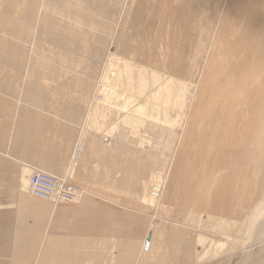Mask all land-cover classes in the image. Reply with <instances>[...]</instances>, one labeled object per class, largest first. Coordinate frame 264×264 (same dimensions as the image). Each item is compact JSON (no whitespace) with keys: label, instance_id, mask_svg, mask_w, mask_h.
Segmentation results:
<instances>
[{"label":"bare ground","instance_id":"6f19581e","mask_svg":"<svg viewBox=\"0 0 264 264\" xmlns=\"http://www.w3.org/2000/svg\"><path fill=\"white\" fill-rule=\"evenodd\" d=\"M8 1L12 2L0 1L4 9ZM53 2L59 9L52 16L58 21L65 20L67 7H60L59 0ZM10 5L9 10L0 11L1 23L5 12L9 11V21H6L10 24L6 41L9 61L6 60L10 66L13 65L19 50L26 56L19 70L20 73L24 71V75L20 76L21 83L17 88L12 90L10 81L5 91L6 85L0 84V117L3 118L0 124V144L10 141L9 137L16 127L15 115L20 117V122L23 117L27 124L31 119L33 121L31 128L25 129L23 126L26 132L24 129L20 132V139L15 138L9 146L4 145L5 150L0 153L9 157L11 145L14 149L19 146L22 153L30 138L31 143L28 144L37 145L36 137L39 134L30 136L32 132L40 130L38 123L43 115L36 112V107H40L39 103L43 104L44 97L41 95L45 90L42 78L40 86L39 82L31 84L29 69L34 59L40 67L43 66L39 54L42 50L38 46L39 38L34 35L25 37V40L17 37L22 28L21 22L13 19L12 6L15 3ZM50 5L48 0H34L32 7L36 9V24L44 23ZM72 12L73 18L69 19L72 38L67 43L73 49L81 44L79 31L85 19L89 17L99 29L97 38L100 39L95 47L97 59L92 61L90 58L92 62H87L91 66L93 80H87L89 84L86 87L85 83L83 94L79 91V97L83 95L86 112L78 127L75 126L78 122L57 123L60 124L61 134L78 128L79 135L73 147V156L69 157L64 171L59 172L62 175L56 173V167L32 166L23 157L11 156L18 162L19 171L14 170L16 177L10 183L13 187L17 185L20 199L16 201L18 208L14 211L15 229L10 232L14 231L10 264H92V256L100 255L101 248L109 259L105 264L212 263L225 255L231 257L230 251L238 248L242 252L238 264H264V108L261 102L264 99V0H87L85 6L74 5ZM63 44L66 45V40H63ZM218 46L221 49L218 50ZM209 56L211 60H208ZM79 58L73 62L68 61L65 53L59 56V76L68 72L76 85L77 80L82 79L81 73L84 74L79 70ZM222 60L228 65L218 68V72L213 67L215 79L210 87L205 84V96L199 103L190 104L192 93L197 92L198 84L203 80L207 62H213L215 67H219ZM44 68L40 71L43 72ZM88 75L83 76L86 78ZM77 86L74 85V95L69 92L72 95H67L68 99L77 94ZM31 89L34 94H30ZM230 97L234 98L233 109L229 106ZM28 100H31L30 103ZM11 101L14 102L13 106ZM245 103L248 108L244 107ZM225 106L232 109V128L230 137L224 138L221 146L213 145L214 139H208L205 143L204 137L208 135V130L196 124L182 135L184 144L179 150L176 148L178 153L176 150L167 172L165 168L170 160L163 156L164 152H154L156 145L148 142L152 147L143 150L142 144L147 140L141 132L149 133L156 129L159 133L157 138L158 135L166 136L164 147L170 149L172 137L175 138L174 127L180 122L181 116L187 114L189 107V115L206 117L208 111L209 115H219L221 107ZM245 110L249 112V120ZM111 113L120 116L117 119L121 129L117 128L120 132L115 138L102 126L106 115ZM9 115L13 116L12 119L5 122ZM50 124L46 129L54 130L57 127L54 119ZM249 125L254 129L250 141L246 136H240ZM102 130L103 137L97 132ZM231 142L235 144L234 151L231 161L227 162L230 158L228 144ZM82 150L85 151L84 156ZM96 152L103 163L102 171L84 170L89 165L84 164ZM137 153L138 156L135 155ZM0 168L9 171L14 168V164L3 163ZM119 170L122 172L120 180H102L109 178V175L115 177ZM37 174H47L55 182H70L75 188L72 198L59 201L46 199L51 188L42 185L43 190L37 189L32 182L33 176ZM69 176L85 183L86 187L94 184L97 188L88 192L84 185L72 181ZM190 177L193 189L187 193L186 184ZM177 190L181 195L182 207L185 208L182 221L177 220L180 212L175 202H172ZM91 191L98 194L96 199L113 200L119 206L118 201L123 196L139 205L140 209L154 207V221H148L149 229L147 227L139 235L140 225L144 226L147 220L144 215L139 217V229L134 228L132 235L122 236V239L110 232L108 237H104L107 240L94 236L77 238L54 235L51 226L59 217L55 211L56 206L82 204ZM3 207L0 205V208ZM121 208L126 210L127 207ZM130 209L139 214L143 211L127 208ZM23 210L27 214L32 212V221L23 218ZM1 214L0 211V217ZM173 215L176 220L171 218ZM156 222L159 223L157 226L166 227L167 224L173 229L172 246L165 244L158 232H161V227H156ZM7 223L3 226H11ZM181 233H184L183 243L180 241L183 240ZM215 233L219 237L212 236ZM5 235L0 240H12L10 234V238ZM255 248L258 250L254 251ZM116 250L117 261L114 256Z\"/></svg>","mask_w":264,"mask_h":264},{"label":"rangeland","instance_id":"374dc122","mask_svg":"<svg viewBox=\"0 0 264 264\" xmlns=\"http://www.w3.org/2000/svg\"><path fill=\"white\" fill-rule=\"evenodd\" d=\"M48 1H50L51 5H50V7L48 9V12L45 14L44 23L43 24H39V25L34 22V20H35V11H36V9L34 7H32V6H34V0H12L11 3L8 1L7 6H6L5 9L3 7V4L2 5L0 4V11L2 9H3V11L7 10L8 6L10 4H12L13 2L15 3V5L12 6L13 19H15V20L18 19L21 22L20 25L22 27L21 30L18 31L17 37H21L23 40H25V37H30V36L34 35V36H37L39 38L38 46H40L42 48V50L39 51V54L41 55L40 56V58L42 60L41 63H43L42 67H45L44 71L41 72L40 69L41 70H43V69H42V67H40L38 65V63L35 62L36 59H34V62L31 64L32 66L29 65V69H31L30 70L31 71V84L33 83L34 85H36L39 82V86H40V83L42 82V81H40V78H42L45 81L44 82V85H45L44 86L45 87L44 94L41 95L42 97H44V102H43V104L42 103L38 104L40 107H36L37 108L36 112L39 113L40 115H43L42 117H40V123H38V125L40 127V130H37L36 132H32L31 136H30V137H32L34 135L39 134L36 137L37 141H38L37 145L33 146V145L28 144V142L31 141V138L30 139L28 138L29 140L27 139L28 142L25 145L26 147L24 146V149H22V151L24 153L20 152L21 148L19 146L16 147V149H14L12 147V145L9 147L11 149V151H9V153H10V155L12 157H15V155H16L17 158L23 157L26 161H31V162L35 161L36 162L38 160V154H39L38 150L39 149H41V148L50 149L58 157L57 158L58 160H56V164L58 165L57 166L58 168L56 167L55 171L59 175L60 174L59 172H62V171H64L63 169H65V167L61 168V166L62 165L65 166L67 164V161H66V159H64V157H66L67 155L69 157L73 156L74 148H75L76 143H77L75 141H77L79 139V137H78L79 135H78V132H77L78 128H77L76 131L73 130L72 132H69L67 130L66 132H62L63 134H61L60 133L61 131L59 130L60 124H57V123H60V122L62 123V122H64V120L62 121L59 118L55 119L54 116H56L58 114L59 115H76L75 116L76 119L80 116L79 120L75 121V124L78 122L77 125H75V126L78 127L80 125L79 123L81 122L82 118H84V114L86 112V104L83 103V98H82L83 95H82L81 98L79 97V91L80 92L82 91L81 94H83L84 89L82 90V88H85V83L87 82V80L89 82L93 80L92 77H91V76H93L91 74V66L88 65V63L91 61V59H92V61H95V58L97 59V54H96V51H95V47H96L97 42L99 41L100 38H97L98 37V33H97L98 31L97 30H99V29H97L95 24H93L91 19L88 17L87 18L88 21L85 19L84 24H83V26L81 27V29L79 31V33H80L79 37H80V43L81 44L78 46L77 49H73L72 45L67 43V41L71 40V38H72L71 37L72 34H70L72 29H71V25L69 24V19L73 18V12H72L73 6L74 5H79L81 7L85 6L86 3H87V0H59L60 1V7L61 6L62 7L63 6L67 7V9L65 10V16H66L64 18L65 20H62V21H58L57 18L52 16L53 12L57 11L59 9V8H56L57 6H55V4L53 2V1L57 2V0H48ZM19 3L22 4V5L19 6ZM16 7H18V8H16ZM63 9H64V7H63ZM8 12L9 11L5 12V16H3L4 17L3 22L2 23L0 22V33H1V35H0V37H1V40H0V63H1L0 64V84H1V86H4V84L6 85V87L4 89L5 91H6V89L8 88V86L10 84L12 86V90H14L15 87L17 88V85H19L21 83L20 76L24 75V71H22L20 73L19 70H21L23 64L25 63V56H26V54L22 53V50H19V53L17 54V59H16L15 62H13V65L10 66V64H8V61H9L8 56L9 55L6 54L7 53L6 52L7 51L6 41L8 40L7 38L9 37L8 33H9V28H10V24L8 22H6V21H9ZM0 20H1V16H0ZM59 23H61V24L58 25ZM34 27H35V30L33 32V28ZM58 27H60V28H58ZM84 27H85V31H84ZM27 28L28 29L30 28V31L25 32V30ZM91 28L93 29V31H92ZM60 30H62V33H60ZM89 31L91 32V34L89 33ZM85 34L88 35V37L85 36ZM83 35H84L85 38L86 37L87 38L86 39L83 38ZM63 40H66V45L65 44L61 45ZM92 45H95V46H92ZM220 45H221V43H220ZM66 48H68V49H66ZM219 48L221 49L220 46H218V50H219ZM83 49H84V51H83ZM88 50H89L90 53L88 52ZM86 52H87V54H86ZM63 53H65V56L67 57L68 61H73V62L75 61L76 62V59L80 57L79 58V70L81 72H84V74H89L85 78L83 76L84 74L81 73L82 75H80V76L82 77V79L79 78V80H77L78 82L76 81L78 86L76 84H73V81L71 80L70 74L68 72L65 73V74H62L61 77L59 76L60 75V73H59L60 69L58 70V67H59V65L61 63V61H59V60H61V59H59V56L61 54L63 55ZM6 58L8 59V61L6 60ZM82 58H84L85 60L83 59V61H82ZM93 58H94V60H93ZM208 58H209L208 60L212 59L211 56H209ZM4 59L6 61L5 64H3ZM207 64L208 65L206 66V69L203 72V77H202L203 80L198 84L197 92L196 93L195 92L192 93L193 95L191 96V99L189 101L190 104H193L194 102L195 103H199V100H201L205 96V90H204L205 84L206 83H207V85L209 84V87H210L211 83L215 79V77H214L215 72H218V68H220L221 66H224V65H228V63L225 60H222V62L219 64V67L218 66L215 67L213 62L212 63L207 62ZM86 65H88L87 66L88 68L86 67ZM34 66H36V67H34ZM80 66H81V69H80ZM213 67L215 68V72H213ZM62 77H64V79ZM88 78H90V79H88ZM62 80H64V81H62ZM80 80H82V82H80ZM10 81H11V83H10ZM79 82H80V86H79ZM89 82H87L86 87L88 86ZM8 83H10V84H8ZM74 85L78 87L77 94L75 93L76 95L72 99H68L69 96H67V95H69V94L72 95V93L74 91ZM70 89H72V90H70ZM70 91L72 93H69ZM30 94H34L33 89H31ZM73 95H74V93H73ZM75 99H77V100H75ZM233 99H234L233 97H230V99H229V106L231 105V107L233 105ZM40 100L43 101V98H40ZM30 101L31 100H28V103H30ZM261 102H262L263 108H264V99L261 100ZM10 103L12 104V106L14 105L13 101H11ZM204 104L205 103H203V105ZM59 106H61V107H59ZM244 107L248 108V105L245 103ZM232 109H233V107H232ZM232 109L225 106L223 108L221 107L219 115H209V111H208V116L204 117L202 115H199L197 117L196 115H189L190 114V107H189V110H188L187 114L184 115V117L181 116L180 122L178 121V124L174 127L175 135H173V136H175V138L172 137L171 148L170 149L164 147L166 136L158 135V138H157V134H159V133L155 129L154 131L150 130L149 133L141 132V133H144L145 138L147 140V141H145L143 143L144 145L142 144V146L144 148L143 150H145V149L147 150L150 147H152L150 145H153V146L156 145L157 149L155 151L154 150H152V151H154L156 153H158L159 150L162 151V153L164 152L165 154L163 153V156L165 158H167L168 160H170V164L167 166V168H165V171L167 172L168 169L170 168L169 166H171V162L173 161V159L175 157L176 150L177 149L179 150L180 147L183 146V144H184L183 143L184 141H182L183 138L181 140L182 135H184V133L188 130V128L193 127L196 124H198V126L199 125L202 126V128L203 127L206 128L208 130L207 131L208 135H206L204 137V142L205 143H206V141L208 139H214L215 142H214L213 145L218 146V147L221 146L222 142H223V139L227 138V137H230V135H231V131H230L231 128H232L231 119H232V116H233L231 114V110ZM59 110H61V111H59ZM60 112H61V114H60ZM79 112H80V114L78 115ZM215 113L216 112H214V114ZM244 113L246 114L247 120H249L250 119L249 112H247L245 110ZM52 115H54V116H52ZM15 116H16V119L14 117V121H15L14 124H15L16 127L13 128V134H11V137H9L10 141L9 142L7 140L4 141V145L5 146H9L11 144V141H15V138H19V139L21 138L20 132L24 129L23 126L26 127L25 129L31 128V123H32L31 121H33V119L29 120L28 121L29 123L27 124V123H25L24 117L22 118V120L20 122L19 121L20 117L18 118V115H15ZM158 116L160 118H162L161 115H158ZM11 117H13V116L9 115L5 119V122L11 120L12 119ZM119 117H120L119 115L113 114V113H111L110 115H106V120L102 124L103 129L106 128L109 131L108 134L109 135L112 134V136L114 138L118 135V132H120V129H121V126H120V124L118 122L119 119H117ZM2 119L3 118L0 117V124L3 122ZM53 119L56 120L57 127L55 126L54 130H52L51 128L46 129L47 126L50 123L53 122ZM58 120H61V121H58ZM16 122H18L19 124L16 123ZM20 123H21V127H19ZM64 123L68 124V122H64ZM72 124H74V123H72ZM114 124H116V125H114ZM118 127L120 128L119 130L117 129ZM25 129L23 130L24 132H26ZM113 129H115V130H113ZM53 132L55 133V136H54ZM97 132L100 133V135L103 137V135H102L103 134L102 133L103 130L100 131V132L99 131H97ZM116 132H117V134H115ZM240 136H246L248 138V140L250 141V139L254 136L253 127H251L249 125L244 130V133L240 134ZM130 137H131V134H130ZM129 140H132V139L130 138ZM156 141L159 144H157ZM65 144H67L69 147H67V145L65 146ZM248 144H246V146ZM4 145L0 144V152H3L5 150ZM135 145L137 147V144H135ZM233 145H235L233 142L228 144V146L230 147L228 149V151H229L228 156L230 158L227 160V162L231 161L232 153L234 151ZM163 147L165 149H162ZM10 149H8V150H10ZM135 149H137V148H135ZM198 149H200V148H198ZM164 150H166V151H164ZM167 150H169V151H167ZM178 150H177V153H178ZM83 152H85V151L82 150V153ZM11 153L12 154L14 153V154L12 155ZM66 153H68V154L65 155ZM70 153H71V155H70ZM135 155L138 156V153L135 154ZM82 156H84V153H83ZM170 156H171V158H170ZM10 157L9 156H5L2 153H0V165H3V163H5V165L14 164V168L10 169L9 171L7 169L0 168V194H1L0 195V205L5 206L3 208H0V211L2 213L1 217H0V237L4 236L6 234L5 236L8 235L9 238H10V235L11 236L14 235V231H12V233H10V232H11V230L15 229V227H14L15 226V224H14L15 223V216L14 215H15L16 212L14 213V211H16V209L18 208L17 202L20 199L19 194H18L17 185L15 184V186L13 187L11 185V183H10V182L13 181L12 178L15 179V177H16V175L14 173V170H15V172H16V170L19 171V167L17 166L18 162L15 161L14 159H12V157L11 158ZM62 157H63V160H62ZM86 164H89V165H87L88 168H87ZM242 164L245 165V163H242ZM84 165L86 166V168L84 170H88L89 169V170H92L93 172L94 171L95 172L96 171H102L103 163L100 160L99 153L96 152V154H94V157L91 160L88 159ZM92 165H93L94 168L92 167ZM93 169H95V170H93ZM62 174H60V175H62ZM114 176L115 177L109 175V178H106V179L102 178V180L103 181H106V180L107 181H110V180L112 181L114 178L116 180H120L122 178V172L119 170ZM73 180L77 181L78 179L73 178ZM79 182H80V184L85 186V183H83L81 181H77L76 183L79 184ZM191 182H192V180H191V177H190L188 179V181H187V184H186V186L188 187L187 193H190L191 190L193 189L192 185H191ZM116 183H118V182H116ZM118 184H120V183H118ZM120 185L125 188L124 185H122V184H120ZM89 186H87V187L85 186L87 188L88 192H90L89 191L90 189L93 190V189L97 188L94 184H91ZM12 192H14L15 194L12 193ZM88 196H93V197L97 196L98 197V194L91 191L90 194L88 193ZM174 196L175 197L172 200V202H175L174 205L177 206L176 208H177V210L179 209V212H180V214H179L180 218H178L177 220L182 221L183 220L182 215H184L183 211H184L185 208L182 207L183 203H182V200H181V197H180L181 195H180L179 191L176 192V195H174ZM112 201L113 200L109 201V202L112 203V204H109L110 209H113V208H117L118 209L119 205L116 204L115 201H113V202ZM118 203L120 204L119 209H122L123 211H125V212H122L123 215H125V218H123L122 220L119 219V222L121 223L120 226H119V229L111 227V229H115V230L117 229L119 231L118 232L117 231L116 232L115 231H110L111 230L110 229L109 230L110 234L111 233H115L118 237L120 236V239H122V236L132 235L133 231H134V228L137 229V230L139 229L138 227H139L140 222H141V219L139 217H143V215H144L147 220H145V225L143 224L144 226L140 225L141 229H140V234L139 235H141V234L144 233V230L147 229L148 221H154L155 214H156L155 210H154V207H152V208L148 207V208L140 209L139 205H137L133 201L128 200L127 198H125L123 196H122V199H120L118 201ZM121 207L134 208V209H137V211L138 210H143V211H141V213L139 214L136 211L132 212L131 209L127 210V208H125L126 210H124ZM190 209H193V208H190ZM187 210L188 209H186V211ZM193 210H195V209H193ZM195 211H197V210H195ZM6 212H7V214H6ZM24 213H25V215L23 216L24 219L28 218L27 219L28 222L33 220V214H31L32 213L31 211L29 212V214L31 216L29 214H27V212H25V211H24ZM3 217H5L6 219L3 218ZM118 218H122V217H118ZM171 218L176 220L174 215ZM142 220H144V219H142ZM5 222H9L11 226H9V225L3 226V224H5ZM125 222L127 223V225H131V226L127 227ZM188 222H190V221H188ZM9 223H7V224H9ZM155 224H156V227H161V232L160 231H158V232L161 235V238L165 241V244H167L169 246H172V244H171V241H172L171 240V233L172 232L171 231L173 229H171V227H169L166 223H165L166 227L165 226H157V224H159L158 222H156ZM192 224L194 225V223H192ZM148 229H149V227H148ZM7 230L9 231L10 235L8 234ZM1 233H2V235H1ZM180 235H182V238H183V240L181 239L180 241L183 243L184 242V233H181ZM207 235H211V234H207ZM212 236L219 237V234L215 233V235H212ZM100 238H104V237H100ZM113 238H115V237H113ZM103 240H107V238H104ZM3 243H6V242L0 240V250H1V252H0V263H2L4 261V263L6 264L9 261V259H8L9 257H7V256H9L11 248L9 246H8V248L7 247H3ZM8 244L9 243H7V245ZM195 247L200 249L199 246H195ZM6 248H7V250H6ZM239 249L240 248H238L237 250L236 249L231 250L230 251L231 252L230 253L231 257H229L228 255H225V256L221 257L219 260H216V261H214L212 263H203V264H238V262L240 261V258L242 256V252ZM102 250L103 249L101 248V254L100 255L92 256V262H91L92 264L93 263L94 264H97V263L105 264L109 260L108 257L105 256L106 254H104V250L103 251ZM256 250H258V248L254 249V251H256ZM4 253H6V254H4ZM116 255H117V250H116V252L114 254L115 259L117 261ZM33 258H34V256L32 257L31 261L33 260ZM152 263L153 262H150L149 264H152Z\"/></svg>","mask_w":264,"mask_h":264},{"label":"crops","instance_id":"0c3cea01","mask_svg":"<svg viewBox=\"0 0 264 264\" xmlns=\"http://www.w3.org/2000/svg\"><path fill=\"white\" fill-rule=\"evenodd\" d=\"M54 117L55 119L59 118L61 120H64V122H70V123L72 122L74 124H75V121H78L80 118L79 116L77 119H75V115H56ZM38 152H39L38 160L36 162L30 161L29 164L31 163L32 166L36 165L38 167L39 166H42V167H50V166L57 167L58 166L56 164V160L58 157L57 155L54 154L52 150L41 148L38 150ZM67 154L68 153H66L65 155ZM68 158H69L68 155L64 157V159H66L67 161V164L69 161ZM62 160H63V157H62ZM66 165L64 166L65 168L67 167ZM69 177L71 178L72 181H74L71 176ZM86 197L88 198L85 199L82 204H74V205L73 204L72 205L71 204H68V205L61 204V205L56 206L55 211L59 217L57 218V220H55V224L51 226L52 232L54 235L56 234H61L62 236L69 235V236H74L77 238L88 237V236L108 237L109 230L111 229V227L119 229V226L121 224L119 222V219L122 220L123 218H125V215H123L122 213L124 212L122 209H119V208L110 209L109 204H112V203L106 200L105 198L104 200L103 199L98 200L93 196H86ZM118 217H122V218H118ZM117 229L114 231L116 232ZM11 238L12 240L7 239V242L3 243V247L8 248L9 246L11 248L9 256H7L9 257L8 258L9 261L6 264H10L11 257H12L11 255H12V251L14 248L13 236H11ZM7 243L9 244L7 245ZM0 264H5V263L3 261Z\"/></svg>","mask_w":264,"mask_h":264},{"label":"built area","instance_id":"2783aa9c","mask_svg":"<svg viewBox=\"0 0 264 264\" xmlns=\"http://www.w3.org/2000/svg\"><path fill=\"white\" fill-rule=\"evenodd\" d=\"M33 184L37 189L43 190L45 186L51 188L46 195L50 201H59L62 198L71 199L75 188L68 181H56L47 174H37L33 176ZM44 185V187H41Z\"/></svg>","mask_w":264,"mask_h":264}]
</instances>
